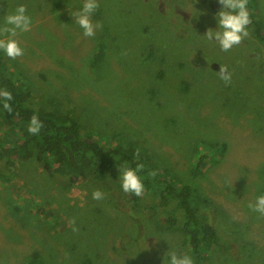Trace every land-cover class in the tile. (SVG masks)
<instances>
[{"label":"rangeland","instance_id":"374dc122","mask_svg":"<svg viewBox=\"0 0 264 264\" xmlns=\"http://www.w3.org/2000/svg\"><path fill=\"white\" fill-rule=\"evenodd\" d=\"M17 3L31 29L15 37L23 55H0V68L22 72L32 105L71 109L102 145L144 148L176 182L192 183L221 242L206 264H264V216L247 207L264 189V42L253 23L264 24V0H248V36L227 51L201 35L215 27L217 0H98L92 37L71 15L81 0H0V21ZM8 128L0 117V141ZM201 152L209 157L197 168ZM15 167L0 178V264H84L85 254L92 264H164L169 245L190 249L180 232L156 229L147 202L118 211L93 200L97 187L76 173H58L70 180L62 190L33 160ZM172 207L157 206L158 217Z\"/></svg>","mask_w":264,"mask_h":264},{"label":"trees","instance_id":"16d2710c","mask_svg":"<svg viewBox=\"0 0 264 264\" xmlns=\"http://www.w3.org/2000/svg\"><path fill=\"white\" fill-rule=\"evenodd\" d=\"M253 23L254 34L264 42V24L256 18ZM102 52L99 48L96 58H99ZM1 66L4 67L0 63ZM29 85L21 71L8 74L0 68V86H5L11 91L12 101L9 103L13 106L11 112L4 111L0 106V117L9 125L8 130L11 132L6 140L0 141V178L10 181L15 175V164L18 160H33L53 176L57 184L60 183L58 186L62 190V187L70 186V180H64L58 173H76L102 190L105 193L104 200L118 211H123L129 206L138 207L147 202V207L152 210L150 219H153L152 224L156 229L159 228L161 232H180L185 244L190 246L196 264H206V249L215 247L216 244L221 245V242L217 240V231L211 215L201 212V198L197 188L192 183L176 182L166 170L152 163L149 151L145 152L144 148H136L134 145L127 147L122 143L108 147L102 145L93 133L83 130L82 123L71 109H46L32 105V91ZM33 114L43 122L40 132L35 135L26 130L28 120ZM215 147L224 152L227 144L215 143ZM208 157V152H201L196 158V167L201 168ZM136 163L143 164L141 174L145 185L142 195L138 197L123 193L118 180H115L118 167L125 164L134 166ZM261 175L264 180V170ZM151 197H157L158 202L151 204ZM159 205L173 207L166 211V216L158 217ZM126 215L134 219L132 213ZM141 260L143 264H150L146 258ZM82 261L84 264H92L94 260L85 254ZM132 263L135 264L136 261L133 260ZM28 264L44 262L34 258Z\"/></svg>","mask_w":264,"mask_h":264},{"label":"clouds","instance_id":"9594fccd","mask_svg":"<svg viewBox=\"0 0 264 264\" xmlns=\"http://www.w3.org/2000/svg\"><path fill=\"white\" fill-rule=\"evenodd\" d=\"M98 0H81L78 10H74L71 15L74 17V23L79 26L82 35L92 37L95 30L99 28V24H93L90 19L91 14L97 8ZM218 9L213 13L215 27L206 29L203 34L208 41H213L221 51H227L234 45L239 44L242 39L248 36L247 26L250 23V11L248 8V0H217ZM195 9V8H194ZM198 10L193 15H196ZM32 19L26 12L23 3H17L11 12H6L0 21V55L8 59H15L23 55V48L15 38L17 33H25L30 31ZM7 33V36H4ZM219 79L225 84L231 80V73L225 66L219 65ZM11 91L0 86V106L3 110L12 111L13 106ZM43 122L36 114H33L27 123V132L35 135L40 132ZM143 164L136 163L134 166L127 164L118 167V175L115 180L119 182L120 190L125 194L134 196L142 195L144 191V177L141 174ZM93 200H102L105 193L99 188L91 192ZM247 207L254 213L264 216V189H261L254 197V200L247 203ZM157 240L163 238L155 237ZM167 241V240H166ZM178 252L169 245L165 252L164 264H195V256L189 249L186 252L177 254Z\"/></svg>","mask_w":264,"mask_h":264}]
</instances>
